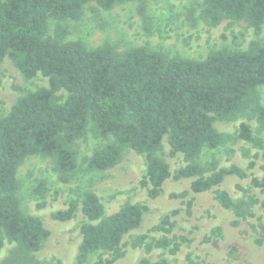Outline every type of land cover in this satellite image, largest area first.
Segmentation results:
<instances>
[{
	"label": "trees",
	"instance_id": "trees-1",
	"mask_svg": "<svg viewBox=\"0 0 264 264\" xmlns=\"http://www.w3.org/2000/svg\"><path fill=\"white\" fill-rule=\"evenodd\" d=\"M122 1L141 5L145 0H0V64L7 55L24 78L41 74L48 81L46 87L18 97L0 116V249L3 239L14 243L9 260L25 259L49 236L39 217L19 208V165L32 155L49 157L53 170L67 181L76 169L73 144L87 131L94 138H111L92 151L86 159L87 168L107 170L126 149L142 154L146 161L141 184L150 198L160 195L170 176L191 179L189 189L170 194L179 199L189 192H206L228 175L247 177L246 171L234 164L217 168L214 161L207 165L197 162L204 148L212 150L241 139L262 150L264 161V141L253 134L249 124L240 123L234 134L219 132L213 125L249 110L256 131L264 129V102H258L257 90L264 85V42L252 41L245 50H212L203 59L194 60L166 57L143 47L119 53L106 44L87 48L80 40H64L62 22L78 19L87 3L109 9ZM201 6L199 17L210 26L223 20L244 21L259 33L264 23V0H203ZM49 18L55 22L54 33L45 37ZM60 91L65 93L61 101ZM164 137L168 155L181 153L187 162L173 174L159 154ZM253 165L250 161L248 167ZM250 183L264 191V175L251 177ZM214 198L222 208L233 210V225L253 216V205L264 207V198L248 195L233 201L219 188L214 189ZM186 204L190 213V200ZM78 205L77 199H71L51 218L70 220ZM146 210L143 204L125 203L106 214L97 194L83 191L80 212L85 221L80 226L76 264H85L87 255L98 250L112 256L95 264H112L121 258L125 253L120 247L122 237L139 227ZM177 212L162 216L152 230L170 233L174 226L171 217ZM143 238L139 236L132 245ZM179 239L162 237L153 244L174 253L187 241L183 236ZM138 264L169 263L141 259Z\"/></svg>",
	"mask_w": 264,
	"mask_h": 264
},
{
	"label": "rangeland",
	"instance_id": "rangeland-1",
	"mask_svg": "<svg viewBox=\"0 0 264 264\" xmlns=\"http://www.w3.org/2000/svg\"><path fill=\"white\" fill-rule=\"evenodd\" d=\"M202 2L145 0L140 5L136 1H122L109 9L87 3L78 19L62 22L66 30L64 40H80L87 48L106 44L119 53L132 47H143L166 57L194 60L203 59L212 50H245L252 41L264 42V23L259 33L244 21L223 20L215 26L206 24L199 17ZM54 23L53 19H48L45 37L53 36ZM47 83V78L41 74L24 78L6 55L0 64V116L9 111L18 97L46 87ZM257 90L258 102L263 103L264 85ZM57 94L61 95L59 101L63 100L65 93L60 91ZM249 115L248 110L231 120L215 121L213 125L219 132L234 134L239 124L246 122L253 134L264 141V129L257 132V123ZM109 141L111 138H94L89 131L77 139L73 144L76 169L68 174L67 181L59 178L49 157L32 155L19 165L16 172L19 208L24 214L39 217L49 230V236L38 251L19 261L8 259H12L14 243L3 239L0 264H76L80 226L85 221L80 212V194L85 190L97 194L106 214L113 213L125 203L147 207L139 227L122 237L120 247L125 253L112 264H138L141 259H163L169 264H264V207L253 205V216L233 225V210L222 208L214 198V189L219 188L227 191L233 201L245 199L248 195L262 200L264 191L250 183L251 177L264 175L262 150L241 139L212 150L204 148L195 159L197 162L207 165L214 161L217 168L234 164L245 170L247 177L240 179L228 175L218 186L206 192H189L184 199H179L170 197V194L189 189L191 179L175 180L170 176L163 183L160 195L150 198L146 187L141 184L145 179L146 161L142 154L126 149L107 170L87 168L86 159L92 151ZM162 144L159 154L173 174L187 162L181 153L168 155L165 137ZM250 161L254 162L251 168L248 167ZM71 199L79 201L74 217L67 221L52 219L51 214L66 208ZM187 200L191 202L190 213L186 211ZM175 209L178 212L171 217L174 226L170 233L152 230L162 216ZM139 236H144L143 241L132 245ZM181 236L187 241L174 253L153 244L162 237L180 241ZM111 256L110 252L94 251L87 255L85 264H95Z\"/></svg>",
	"mask_w": 264,
	"mask_h": 264
}]
</instances>
